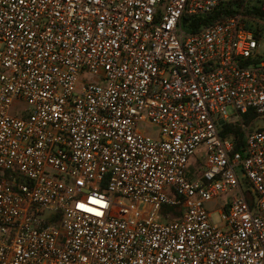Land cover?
Listing matches in <instances>:
<instances>
[{
    "label": "built area",
    "instance_id": "1",
    "mask_svg": "<svg viewBox=\"0 0 264 264\" xmlns=\"http://www.w3.org/2000/svg\"><path fill=\"white\" fill-rule=\"evenodd\" d=\"M232 1L0 0V264H264V20L185 19Z\"/></svg>",
    "mask_w": 264,
    "mask_h": 264
},
{
    "label": "trees",
    "instance_id": "2",
    "mask_svg": "<svg viewBox=\"0 0 264 264\" xmlns=\"http://www.w3.org/2000/svg\"><path fill=\"white\" fill-rule=\"evenodd\" d=\"M238 12H242L244 15L251 18L264 20V0H257L253 3H246L244 0H236L220 6L208 15L191 16L185 19L188 22V30L194 32L203 26L212 24L219 19ZM255 116V112L253 110H249L243 116V119L246 123H250ZM221 135L224 137H230L235 141V151L240 150L244 144L245 133L240 122L225 123L222 125ZM161 213L165 217L168 214H171L173 217L178 218L183 214V209L177 206H163Z\"/></svg>",
    "mask_w": 264,
    "mask_h": 264
},
{
    "label": "rangeland",
    "instance_id": "3",
    "mask_svg": "<svg viewBox=\"0 0 264 264\" xmlns=\"http://www.w3.org/2000/svg\"><path fill=\"white\" fill-rule=\"evenodd\" d=\"M261 45H262V47L264 46V40L261 42ZM88 76L89 75H87L84 80H86L88 78ZM25 108H26V105L24 103H22L20 101H16L14 103L13 110L11 113L15 114V112L23 110ZM227 112L229 114H233L234 111L231 107H227ZM250 128H251V130H257L260 128H264V117L257 118L251 124ZM139 129L145 130L146 132L153 134V135H156V136L158 135V128L155 126H152V125L141 123V124H139ZM202 155H203L202 151L198 150L196 152V155H195L193 160H195V161H197V163H199ZM194 166H195V164L193 163L192 167H194ZM237 177H238L239 181L241 182L243 188H245L244 179L242 178V173L240 170H237ZM232 196H233V193H229L225 196L220 197L218 199V201L215 203H207L206 204L207 209L212 212V221L215 224L220 223V211L222 210L223 205L229 204L231 202Z\"/></svg>",
    "mask_w": 264,
    "mask_h": 264
},
{
    "label": "clouds",
    "instance_id": "4",
    "mask_svg": "<svg viewBox=\"0 0 264 264\" xmlns=\"http://www.w3.org/2000/svg\"><path fill=\"white\" fill-rule=\"evenodd\" d=\"M83 207V206H82ZM88 211H91V209H87Z\"/></svg>",
    "mask_w": 264,
    "mask_h": 264
}]
</instances>
